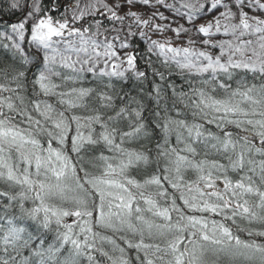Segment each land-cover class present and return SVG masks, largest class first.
<instances>
[{
	"label": "snow or ice",
	"instance_id": "snow-or-ice-1",
	"mask_svg": "<svg viewBox=\"0 0 264 264\" xmlns=\"http://www.w3.org/2000/svg\"><path fill=\"white\" fill-rule=\"evenodd\" d=\"M5 11L0 264H264V0Z\"/></svg>",
	"mask_w": 264,
	"mask_h": 264
},
{
	"label": "trees",
	"instance_id": "trees-1",
	"mask_svg": "<svg viewBox=\"0 0 264 264\" xmlns=\"http://www.w3.org/2000/svg\"><path fill=\"white\" fill-rule=\"evenodd\" d=\"M13 16H14V14H8L6 11H5V13L0 14V17H3V18L8 17V18L12 19ZM171 79L177 85H180V84H183L184 83L183 79L180 76H173V77H171ZM186 87H187V85L185 84V88ZM126 146L127 147H130V148H137L138 147V144L132 143V144H128ZM132 175H136L135 170H133ZM137 179H140V176H137ZM239 234H240V236H241L242 239H249V237L247 236L246 233H239ZM257 242H264V238H258V241Z\"/></svg>",
	"mask_w": 264,
	"mask_h": 264
},
{
	"label": "rangeland",
	"instance_id": "rangeland-1",
	"mask_svg": "<svg viewBox=\"0 0 264 264\" xmlns=\"http://www.w3.org/2000/svg\"><path fill=\"white\" fill-rule=\"evenodd\" d=\"M166 14H168V13H166ZM55 15V14H54ZM158 23H168L167 21H157ZM180 23H184V21H180ZM175 26V25H174ZM151 36H152V38L153 39H163V37H161V36H159V35H157V34H152L151 32L149 33ZM168 37H172V33H167L166 34ZM136 39H139V37H137ZM140 40V39H139ZM143 43H144V45H145V48H147V46H148V42H147V40H141ZM216 54H218V50L216 51ZM219 219V218H218Z\"/></svg>",
	"mask_w": 264,
	"mask_h": 264
},
{
	"label": "bare ground",
	"instance_id": "bare-ground-1",
	"mask_svg": "<svg viewBox=\"0 0 264 264\" xmlns=\"http://www.w3.org/2000/svg\"><path fill=\"white\" fill-rule=\"evenodd\" d=\"M135 43H136V48H137V50L139 52L143 53V52L146 51L145 45H144V43L141 40L136 39ZM140 64H141V67H143V62L142 61L140 62Z\"/></svg>",
	"mask_w": 264,
	"mask_h": 264
}]
</instances>
